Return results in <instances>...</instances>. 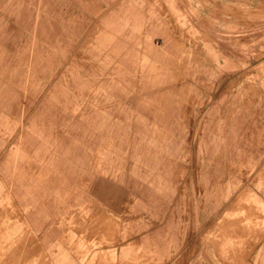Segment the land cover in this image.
Wrapping results in <instances>:
<instances>
[{
	"label": "rangeland",
	"instance_id": "rangeland-1",
	"mask_svg": "<svg viewBox=\"0 0 264 264\" xmlns=\"http://www.w3.org/2000/svg\"><path fill=\"white\" fill-rule=\"evenodd\" d=\"M254 193L264 0H0V264H264Z\"/></svg>",
	"mask_w": 264,
	"mask_h": 264
},
{
	"label": "crops",
	"instance_id": "crops-1",
	"mask_svg": "<svg viewBox=\"0 0 264 264\" xmlns=\"http://www.w3.org/2000/svg\"><path fill=\"white\" fill-rule=\"evenodd\" d=\"M255 195H256L257 200H259L261 203H264L261 201L262 197L259 194H255ZM256 211H257L256 209L250 208L249 206H242L241 207L242 215H240V216H242V217L244 216L243 218L245 219V221L247 223H251L256 217V214H255ZM3 213H6V210L4 208L0 207V220H1V222L4 223V222H6V220L4 218H2V216H1V215H3ZM235 222L233 221L232 224H236ZM98 254H99L98 252H94L92 254V256L90 257L89 261L92 262L95 259V256ZM83 257H86V256L84 255ZM112 257H113V255H112Z\"/></svg>",
	"mask_w": 264,
	"mask_h": 264
},
{
	"label": "bare ground",
	"instance_id": "bare-ground-1",
	"mask_svg": "<svg viewBox=\"0 0 264 264\" xmlns=\"http://www.w3.org/2000/svg\"><path fill=\"white\" fill-rule=\"evenodd\" d=\"M4 260V259H3Z\"/></svg>",
	"mask_w": 264,
	"mask_h": 264
}]
</instances>
